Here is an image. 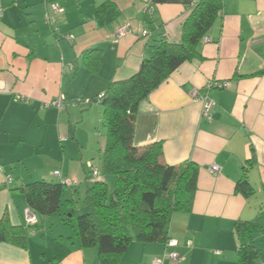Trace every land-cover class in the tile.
<instances>
[{
	"label": "crops",
	"instance_id": "obj_1",
	"mask_svg": "<svg viewBox=\"0 0 264 264\" xmlns=\"http://www.w3.org/2000/svg\"><path fill=\"white\" fill-rule=\"evenodd\" d=\"M196 1L0 0V219L21 225L27 204L16 188L58 181L55 170L77 181L64 200L84 198L104 145L95 131L102 107L85 100L136 73L160 38L178 41ZM104 2L116 10L106 21L98 11ZM51 3L60 8L54 19ZM199 50L203 58L175 69L140 103L134 122L135 146L160 142L165 164L198 166L190 210L170 220L177 245L132 241L118 264H237L235 223L252 219L254 203L264 201V0H222ZM212 79L229 86L208 91L206 116L192 92ZM60 96L62 108L50 105ZM244 172L250 197L235 188ZM68 217L38 216L25 247L0 241V264H97L96 247L80 246ZM258 244L264 264V240Z\"/></svg>",
	"mask_w": 264,
	"mask_h": 264
},
{
	"label": "trees",
	"instance_id": "obj_2",
	"mask_svg": "<svg viewBox=\"0 0 264 264\" xmlns=\"http://www.w3.org/2000/svg\"><path fill=\"white\" fill-rule=\"evenodd\" d=\"M114 9L110 2L98 7L105 21L110 13H116ZM221 12L222 0H197L188 7L178 41L160 38L136 73L111 82L100 97L89 98L102 107L105 141L101 169L87 184L84 212L78 213L74 199L64 202L70 215L67 220L73 222L80 246L96 247L97 264H118L132 241L166 243L172 215L190 210L198 166L191 161L178 166L165 164L160 142L135 146L134 122L140 103L175 69L184 62L203 58L200 43ZM253 162L252 157L249 166ZM105 176L113 178L112 193ZM55 177L58 181L37 179L16 188L37 220L38 216L59 212L66 188L73 187L63 183L65 177ZM235 188L244 197L254 195L245 172ZM37 220L27 224L23 219L21 225L13 226L4 215L0 219V241L25 247L28 230ZM235 231L240 240L237 264H261L258 242L264 240V209L260 208L250 220L237 221Z\"/></svg>",
	"mask_w": 264,
	"mask_h": 264
},
{
	"label": "built area",
	"instance_id": "obj_3",
	"mask_svg": "<svg viewBox=\"0 0 264 264\" xmlns=\"http://www.w3.org/2000/svg\"><path fill=\"white\" fill-rule=\"evenodd\" d=\"M50 10L53 13V15L50 16V18L54 19V14L59 13L60 8L55 3H51L50 4ZM48 18H49V16H48ZM126 30H127L126 26L120 27L118 29V35L119 36L122 35L124 32H126ZM146 34H147V31H143V35H146ZM228 86H229V81H226V80H220L219 81V80H213L212 79V80H208L205 83V85L202 87L201 92H198L197 90L192 92L193 99L195 101H200L202 103V106H203L202 107V113L204 115L207 116L213 107V102L210 101L208 99V96H207L208 91L213 90V89H225ZM101 95H102V93L99 94L98 97H100ZM85 102L88 103L91 101H90V99H86ZM50 105H52L56 108H62L64 105V98L62 96L57 97V98L50 101ZM210 170L212 172H217L218 167L215 164H212V166L210 167ZM97 173H98V171L96 169L93 170L94 176H96ZM53 174L57 177H61L60 172L58 170H55L53 172ZM8 179H10V178H8ZM62 181L67 186H74L77 183L76 180L68 178V177L62 178ZM24 219H25L27 224H34L37 220L35 214L33 212H31L29 210V208H27V207H26L25 212H24ZM188 243H190V242H188ZM165 245L168 247H175L177 245V241H176V239L169 237L168 240L166 241ZM169 255L174 260L179 259L178 253L176 251L170 252ZM153 263L154 264H160L161 260L155 259L153 261Z\"/></svg>",
	"mask_w": 264,
	"mask_h": 264
},
{
	"label": "rangeland",
	"instance_id": "obj_4",
	"mask_svg": "<svg viewBox=\"0 0 264 264\" xmlns=\"http://www.w3.org/2000/svg\"><path fill=\"white\" fill-rule=\"evenodd\" d=\"M95 131H96L97 137H99V140L105 141V129L101 122H99V125L97 126ZM107 183H108L109 191L112 193L114 185H113V178L111 176L109 177ZM67 193L70 194V191L67 190ZM62 199L63 201L60 207V212L66 213L68 211V207L66 206V203L64 202V197ZM74 199H75V205L77 206L78 213L84 212L85 209L82 208V206H84L83 198L79 195V196H76ZM254 199L255 198L253 197L251 200L253 201ZM254 206H256V208L258 209L257 211H259L260 208L264 209V201L255 202ZM68 214L69 213H67V215Z\"/></svg>",
	"mask_w": 264,
	"mask_h": 264
}]
</instances>
